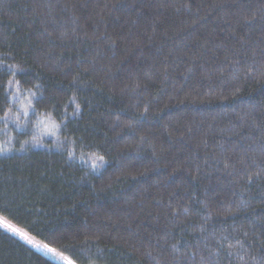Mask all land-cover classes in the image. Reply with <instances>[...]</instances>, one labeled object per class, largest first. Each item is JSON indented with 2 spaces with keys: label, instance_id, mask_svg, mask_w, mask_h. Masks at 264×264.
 <instances>
[{
  "label": "trees",
  "instance_id": "trees-1",
  "mask_svg": "<svg viewBox=\"0 0 264 264\" xmlns=\"http://www.w3.org/2000/svg\"><path fill=\"white\" fill-rule=\"evenodd\" d=\"M0 215L76 264H264V0H0ZM0 264H55L0 228Z\"/></svg>",
  "mask_w": 264,
  "mask_h": 264
},
{
  "label": "rangeland",
  "instance_id": "rangeland-1",
  "mask_svg": "<svg viewBox=\"0 0 264 264\" xmlns=\"http://www.w3.org/2000/svg\"><path fill=\"white\" fill-rule=\"evenodd\" d=\"M5 225H9L10 228L17 229L18 232L24 233L29 239L33 241V243L29 244L26 240L22 239L20 235L12 232L10 228H6ZM0 228L10 233L12 236L17 238L19 241L26 244L28 247L40 253L45 258L51 260L55 264H69V261H71V264H76L70 258L62 254L55 246L49 244L48 242L42 239L37 238L36 236L32 235L25 229L18 227L17 225H15L14 223H12L11 221H9L8 219L4 218L1 215H0ZM33 245H38L39 247H34ZM45 245H47V247H45ZM48 248L55 249V252L48 251Z\"/></svg>",
  "mask_w": 264,
  "mask_h": 264
},
{
  "label": "snow or ice",
  "instance_id": "snow-or-ice-1",
  "mask_svg": "<svg viewBox=\"0 0 264 264\" xmlns=\"http://www.w3.org/2000/svg\"><path fill=\"white\" fill-rule=\"evenodd\" d=\"M6 228H10L9 225H5ZM10 230L18 235L21 236L22 239L26 240L29 244H32L33 241L31 239H29L24 233H20L17 231V229H14V228H10ZM34 247H39L38 245H33ZM45 247H47V245H45ZM48 251L50 252H55V249H51V248H48ZM69 264H71V261H69Z\"/></svg>",
  "mask_w": 264,
  "mask_h": 264
}]
</instances>
